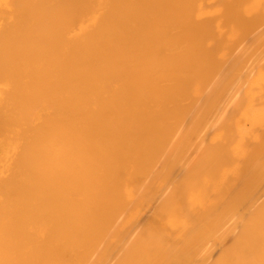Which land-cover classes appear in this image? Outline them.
I'll return each mask as SVG.
<instances>
[{
	"label": "bare ground",
	"instance_id": "1",
	"mask_svg": "<svg viewBox=\"0 0 264 264\" xmlns=\"http://www.w3.org/2000/svg\"><path fill=\"white\" fill-rule=\"evenodd\" d=\"M0 264H264V0H0Z\"/></svg>",
	"mask_w": 264,
	"mask_h": 264
}]
</instances>
